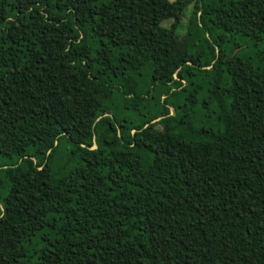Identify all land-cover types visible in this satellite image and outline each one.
Wrapping results in <instances>:
<instances>
[{
  "label": "trees",
  "instance_id": "trees-1",
  "mask_svg": "<svg viewBox=\"0 0 264 264\" xmlns=\"http://www.w3.org/2000/svg\"><path fill=\"white\" fill-rule=\"evenodd\" d=\"M0 264H264V0H0Z\"/></svg>",
  "mask_w": 264,
  "mask_h": 264
},
{
  "label": "rangeland",
  "instance_id": "rangeland-1",
  "mask_svg": "<svg viewBox=\"0 0 264 264\" xmlns=\"http://www.w3.org/2000/svg\"><path fill=\"white\" fill-rule=\"evenodd\" d=\"M190 10H191V5H188L187 7H185V9L183 10L182 12V15H181V20H180V23H179V27L178 29L180 30V27L181 29L184 28L185 26V23H186V20L190 14ZM166 22V20L164 21V23ZM181 31V30H180Z\"/></svg>",
  "mask_w": 264,
  "mask_h": 264
},
{
  "label": "water",
  "instance_id": "water-1",
  "mask_svg": "<svg viewBox=\"0 0 264 264\" xmlns=\"http://www.w3.org/2000/svg\"><path fill=\"white\" fill-rule=\"evenodd\" d=\"M234 52H235V50H234ZM174 76H175V74H174ZM176 77V76H175ZM158 118H155L154 120H157ZM153 120V121H154ZM96 147V145H95V143H93L92 145H91V147L90 148H95Z\"/></svg>",
  "mask_w": 264,
  "mask_h": 264
}]
</instances>
